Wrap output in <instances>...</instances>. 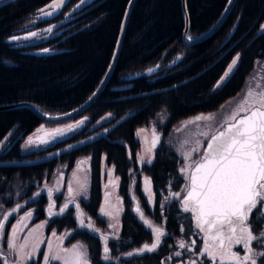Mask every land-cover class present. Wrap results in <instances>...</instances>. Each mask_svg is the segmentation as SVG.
Segmentation results:
<instances>
[{
    "label": "trees",
    "instance_id": "obj_1",
    "mask_svg": "<svg viewBox=\"0 0 264 264\" xmlns=\"http://www.w3.org/2000/svg\"><path fill=\"white\" fill-rule=\"evenodd\" d=\"M49 1L20 0L0 12V105L29 102L46 114L65 113L89 98L105 75L129 0H93L72 20L60 43L50 51L55 53L36 55L12 49L6 43L10 24L37 12ZM79 1L69 0L62 14ZM185 3L188 36L193 38L217 22L228 0H185ZM262 26L264 0H235L227 17L210 36L186 46L181 39L184 20L180 0H135L105 88L84 112L69 120L85 116L89 121L84 127L64 136L43 133L39 135L41 146L37 150L23 152V140L36 127L55 125L43 122L27 108L0 111V191L16 179L27 184L23 199H29L37 184L43 179L51 180L57 166H65L69 172L79 158L88 157L86 199L80 200L79 206L99 227L104 226L99 218L102 165L112 166L114 176L118 177L123 213L119 239L110 241L109 247L113 256L119 255V263L102 260L99 239L92 232L78 229L72 209L47 216L49 202L41 195L27 208L34 211L33 223L46 221L45 235L71 230L65 243H83L89 264H162L177 250L180 240H195L197 264L201 260L211 264L206 256L200 255L202 241L197 233L193 234L195 222L191 213L181 210V198L175 200L172 195L181 193L186 180L179 171L182 159L166 141L180 122L216 112L240 93L257 65L264 63ZM233 60H236L233 69L219 85ZM155 65L158 68L154 74L128 79ZM137 94L138 97H129ZM159 114L164 120L158 131H154L159 140L151 162L139 166L137 131L147 127ZM142 175L153 193L152 211L141 193ZM130 196L140 202L144 215L153 222L163 219L166 232L161 246L153 253L122 258L151 242L150 232L131 213ZM167 200L170 202L166 204ZM61 203L58 196L56 204ZM6 206L10 207L11 201ZM12 219L13 216L9 224ZM250 223L254 232L259 233L264 229V215L254 213ZM261 259L264 258H258V264ZM0 264H4L1 259ZM29 264H41V256Z\"/></svg>",
    "mask_w": 264,
    "mask_h": 264
},
{
    "label": "rangeland",
    "instance_id": "obj_2",
    "mask_svg": "<svg viewBox=\"0 0 264 264\" xmlns=\"http://www.w3.org/2000/svg\"><path fill=\"white\" fill-rule=\"evenodd\" d=\"M228 69L227 76L224 75L223 79L219 83L221 85L229 76V73L233 69L234 65ZM249 92L252 95H249ZM264 92V63H260L257 65L255 71L250 75L248 80L245 83V86L242 88L240 93H238L235 97L231 98L227 102H225L218 111L212 112L209 114H201L198 116L206 117L211 116V120H196L194 117L188 119L186 121H182L177 124L169 134V137L166 141V144L170 146V149L178 154V156L182 159L183 164L179 169L181 173V169L184 167V153L189 152L194 148L199 147L201 149V153L193 152L192 159H198L202 154L203 145L207 141V138L210 137L215 131L220 129L225 123L230 122L229 119L234 112L240 108L241 105L243 107H254L256 105L255 101L259 99V93ZM244 112H238V115L243 114ZM79 116V115H78ZM77 117V116H76ZM74 118V117H73ZM72 119V118H71ZM70 120V119H69ZM67 123H57L52 124L55 126H46L45 124H40L36 127L33 132H31L28 136L25 137L21 144V150L23 152H28L31 150H37L41 146V142L39 140V135L43 133L46 136H64L70 133H73L77 130H80L84 127L89 119L85 116L78 118L74 121H69ZM164 120V116L159 114L155 119L144 128H141L137 131V139L140 141V149L137 154V164L140 166L142 164H147L151 162L154 148L153 140L154 137L156 141L159 140V135H155L154 131H158L159 127L162 125ZM66 122V121H64ZM63 123V124H62ZM72 125L73 127L70 130H67V126ZM55 129L63 130L61 132H53ZM39 130V131H38ZM202 133H208V137L202 135ZM32 137L33 143L29 144L28 139ZM197 141H200V144L197 145ZM156 146V145H155ZM88 157L79 158L73 169L69 172L65 171V166H57L54 171L51 180L43 179L41 184H37L35 188V192L31 195L29 199H23V195L27 191V184H22L16 179L11 180L6 187L0 191V218L6 210L12 209L14 206L19 205V209L13 216L11 223L9 224L10 217L4 222L5 226L2 232H0V259L4 264H17L20 261V264H29L31 261H34L38 255L41 256V264H44V257L46 253L50 255H59L61 259L59 260H50L49 264L53 262H58L59 264H72V251H74L73 246L77 245L79 248L80 245L84 246L86 249L87 259L89 260V254L87 247L80 242H73L71 244H66V239L72 233L71 230H64L61 233L51 232L49 235L44 234V226L46 221H40L38 223H33L34 211L33 209L27 208V205L31 204V202L35 201L37 197L43 195L48 200V208H46L48 215L49 211H51V215L60 212V206L65 203H70L67 208L72 209V216L76 213L75 205H79V201L82 199H86L87 193V176H88ZM150 161V162H149ZM109 170H112L111 176H109ZM182 174V173H181ZM102 203L99 209V218L104 223L103 227L97 226L96 222L93 219L88 218L82 212L79 206V211L81 214V219L84 224L92 223L91 232L97 236L101 243V258L104 262H114L119 263V255L113 256L111 249L109 247L110 241H118L119 239V231L121 226V215L123 213L122 201L118 196V177L114 176V169L112 166L102 165ZM183 176V175H182ZM184 177V176H183ZM112 181V183H110ZM147 181V183H146ZM187 183V181L185 182ZM81 185H84L85 188L82 189ZM71 187L72 191H69ZM185 187V186H184ZM184 189V188H182ZM181 189V190H182ZM51 191V197L49 196V192ZM106 193L107 198H106ZM141 193L145 199V204L147 208L152 211L153 210V193L150 188L149 181L145 176L142 175L141 181ZM184 191H181L180 196H173L175 200H179L182 198ZM60 196L61 204L60 206L56 204L57 197ZM151 197V202L150 201ZM171 198L170 200H172ZM170 200H167L165 203H169ZM11 201V206H6V203ZM181 201V200H180ZM53 206L49 209V205ZM139 208L142 210L144 214V210L140 202L138 201ZM104 206L105 212L111 211L112 215H107L101 212V208ZM132 206V202H131ZM130 206V209H131ZM164 206V205H162ZM65 208V210L67 209ZM64 210V212H65ZM27 213H31V216H27ZM50 215V216H51ZM23 218V219H22ZM144 218L149 219L152 222L153 226H158L165 228V223L163 219L161 222L155 223L148 216L144 215ZM75 220V218H74ZM76 222V220H75ZM8 225V227H6ZM77 225V222H76ZM112 225V227H110ZM13 226H16L17 231L13 233ZM261 231H264L261 230ZM55 233V235H53ZM260 233V232H259ZM259 233H255V235L259 236ZM151 234V242L153 241V234ZM202 235H204L202 233ZM9 237L12 238V242L14 244V248L10 249L8 246ZM102 237H106L104 245L102 244ZM161 239V244L163 242V238ZM181 241V240H180ZM186 244L190 245L191 241L183 240ZM147 243V244H151ZM203 242H201L200 249L203 247ZM159 245V247L161 246ZM51 245V248H49ZM179 245V242H177ZM107 246L109 252L107 253L109 259H103L104 247ZM158 247V248H159ZM253 247L255 251L264 250V245L260 244L258 241H253ZM140 248V247H139ZM157 248V249H158ZM156 249V250H157ZM196 245H192L190 249H182L180 247L177 248L170 256L165 258L162 264H189L190 260H196L198 258V254L195 251ZM181 252V256H175V252ZM233 251H237L241 257L244 255V248L242 245H233ZM31 254V255H29ZM207 258V257H206ZM260 257H257V260ZM211 262V261H210ZM212 263V262H211ZM217 264H221L219 259L216 261ZM223 264H236L235 260L225 259ZM250 264V262H249Z\"/></svg>",
    "mask_w": 264,
    "mask_h": 264
},
{
    "label": "snow or ice",
    "instance_id": "obj_3",
    "mask_svg": "<svg viewBox=\"0 0 264 264\" xmlns=\"http://www.w3.org/2000/svg\"><path fill=\"white\" fill-rule=\"evenodd\" d=\"M63 2L64 0H53L52 4L47 7L59 9ZM39 11L43 16L52 14L45 12L44 9ZM35 35L34 32L29 33V36ZM12 39L17 40L20 37L13 36ZM235 63L236 60H233V65ZM151 71L152 69H149V72ZM225 75L227 76V73ZM249 95L252 93L249 92ZM258 95L259 99L255 101L258 106L245 108L241 105L237 112H234L229 118L231 122L223 130L213 133L207 138L206 147L202 149V154L198 159L193 160L192 154L193 152L201 153L199 147L183 154L185 163L181 173L187 183L182 190L185 195L180 203L184 212L191 213L192 220L199 232L204 234L200 255L206 256L212 264H216L217 259L223 264L226 258L235 260L236 264H249V262L258 264L257 257L264 258V250L257 252L253 247V241L264 245V231H260L259 236L255 235L250 223V217L254 213L264 215V92H260ZM238 112L245 114L241 116L238 115ZM195 119L211 120L212 117L198 116ZM72 127V125H68L67 130ZM61 131L63 130H53V132ZM202 135L208 137V133H202ZM27 143H33L32 137H29ZM196 143L199 145L200 141ZM155 144L156 138L154 137L153 147ZM108 174L111 176L112 170H109ZM81 188L84 189L85 186L81 185ZM69 191H72L71 187ZM107 195L106 193V198ZM172 195L178 197L180 193ZM49 196L51 197V191ZM149 202H151V197ZM52 206L50 204L49 209ZM66 207L67 205L61 207L60 212L63 213ZM15 211V208L12 209V212ZM136 211L140 212L139 206ZM101 212L112 215L111 211L105 212L104 206H102ZM49 214H52L51 211ZM8 215L9 213H5L3 219L0 220V232L4 229V222L8 219ZM26 215L30 217L31 213ZM140 215L144 219L142 212ZM83 223L81 220L82 225ZM144 223L151 227L154 239L151 244L146 243L137 249L136 254L155 251L161 244V237L165 235L162 227L152 226V222L147 219H144ZM87 227L92 228L91 221ZM15 231L17 228L13 226V233ZM195 244V240L191 241L190 245L183 240L179 241V247L182 249H190ZM234 244L243 246L245 251L242 257L237 251H233ZM8 246L10 249L14 248L11 237H9ZM73 249L72 264H89L83 245H80L79 248L74 245ZM108 252L109 249L105 246L103 259H109ZM174 254L177 257L181 256L179 251ZM128 255H133V253H128ZM59 259H61L59 255L46 253L44 264H49L50 260ZM17 264H20V261ZM189 264H197V261L190 260ZM200 264H205V262L201 260ZM260 264H264V259L260 260Z\"/></svg>",
    "mask_w": 264,
    "mask_h": 264
},
{
    "label": "water",
    "instance_id": "obj_4",
    "mask_svg": "<svg viewBox=\"0 0 264 264\" xmlns=\"http://www.w3.org/2000/svg\"><path fill=\"white\" fill-rule=\"evenodd\" d=\"M68 1L69 0H64V2H63V4L61 5L60 8H62ZM92 1L93 0H83V2H82V0H80L71 9L69 14H72L75 11L83 9L85 6L90 4ZM134 2H135V0H129V2H128L126 8H125V11H124V14H123V17H122V21H121V24H120V28H119V31H118V35H117L114 51H113L109 66H108V68H107V70L105 72V75L103 76L100 84L97 86L95 91L81 105H79L78 107L74 108L73 110H70V111L65 112V113H61V114H46V113L42 112L40 109H38L32 103H29V102H14V103H10V104H2V105H0V111L27 108L31 112H33L39 119H41L43 122L48 123V124H57V123H60V122H64V121H67V120H69V119H71L73 117H76V116L80 115L82 112H84L97 99V97L99 96L101 91L105 88V86H106V84H107V82H108V80L110 78V75H111V73H112V71L114 69L116 60H117L118 55H119V51L121 49L125 26H126V23H127V20H128V16H129V13H130V11H131V9L133 7ZM234 2H235V0H228V3L226 5L224 11L222 12L220 18L217 20V22L209 30H207L205 33L201 34L200 36L193 37V38L189 39V36H188L189 19H188V14H187V10H186V3H185V0H180L181 11H182L183 20H184V30L182 32V38H181L182 39V43L184 45H186V46H190V45L196 44V43L204 40L208 36H210L220 26V24L224 21V19L227 17V15L230 12ZM55 52H57V51L50 52L48 50L47 52H45L44 50H40V51H38V52H36L34 54H36V55L46 54L47 55V54H51V53H55ZM157 68H158V65H155L153 67H150V68L144 70L143 72H141L139 74H133V75L129 76L128 79H133V78H136V77H139V76H142V75L150 76V75L155 73ZM149 69H152V71L149 72ZM126 87L128 88L129 86H126ZM126 87H124V88H126ZM150 93H154V91L149 92L148 94H150ZM140 95H143V94H140ZM138 96L139 95L137 94V95H133V96H129V97H138ZM244 114L245 113L241 114V116L244 115ZM230 122L225 123L224 126L221 129L217 130L216 132H219V131L223 130V128L226 127L227 124L230 123ZM216 132H214V133H216ZM204 147H206V143H205ZM184 195H185V192H184L183 196ZM183 196H182V198H183ZM130 198L132 200L131 213L133 215L137 216V221H138L139 224H141L149 232L150 231L152 232L151 227L148 226V225H145V223H144V219H147V218H144V219L141 218V215H140V213L142 212L141 209H140V212L136 211L137 206H139L137 200L134 199L132 196H130ZM64 205L68 206V205H70V203L68 202V203H66ZM75 207H76L75 220L77 222L78 229L79 230H86L87 232H91L92 229L87 227V224H84V223H83V225L81 224V220L82 219H81L80 211L77 208V205H75ZM14 208L16 209V211L12 212V209H14ZM12 209L6 210L3 213L2 217L0 218V220L3 219L5 213H9L8 217L11 216V215H14L17 212V210L19 209V207H17V205H16ZM155 227H158V226H155ZM162 229H163V231L165 233L164 228H162ZM162 237H161V239H162ZM153 238H154V235H153ZM106 240H107L106 237H104V239H102V244L103 245H104ZM137 249H139V248H137ZM137 249H133L130 252H128V253H133V255H128V253H127V254H124L122 256V258H128L130 256H136V255H142V254H151V253L154 252V251L153 252L145 251L143 253L136 254V250Z\"/></svg>",
    "mask_w": 264,
    "mask_h": 264
},
{
    "label": "flooded vegetation",
    "instance_id": "obj_5",
    "mask_svg": "<svg viewBox=\"0 0 264 264\" xmlns=\"http://www.w3.org/2000/svg\"><path fill=\"white\" fill-rule=\"evenodd\" d=\"M53 0L41 6L37 12L28 13L21 20L15 19L10 24L9 35L6 38V43L12 48L22 53L34 54L40 50H54L60 43L63 35L72 25L71 22L78 16L80 10L69 14L70 10L62 14V8L52 9L47 7ZM20 0H0V12L3 9L15 6ZM40 9L45 12H51V15L43 16ZM18 14H14L16 17ZM50 29V31H49ZM36 33L35 36H29V33ZM20 37V39L13 40L12 37ZM24 37H28L25 39ZM140 142V141H139Z\"/></svg>",
    "mask_w": 264,
    "mask_h": 264
}]
</instances>
